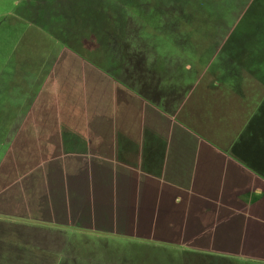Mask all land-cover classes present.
<instances>
[{
	"label": "rangeland",
	"instance_id": "1",
	"mask_svg": "<svg viewBox=\"0 0 264 264\" xmlns=\"http://www.w3.org/2000/svg\"><path fill=\"white\" fill-rule=\"evenodd\" d=\"M196 1L125 2L127 22H114L109 44H101L102 38L90 29L81 32L82 39L73 35L70 42L54 33L59 23L50 21L51 13L66 10L59 0H0V201H5L0 203V264H196L218 259L90 231L77 207L89 208L88 192L74 183H49L55 168L50 166L49 178L28 154L44 150L24 131L15 138L18 128L33 125L42 135L56 138L53 144L59 146L48 152L67 162L78 153L123 169L134 164L126 158L141 160L149 170L151 165L157 169L144 173L162 169L169 177L162 186L186 198L198 195L197 183L198 196H229L230 185L237 181L230 159L251 169L245 170V183H264V171H256L258 165L264 169V0H199L205 5ZM108 9L116 17L117 10L112 5ZM44 20L49 24L43 27ZM79 31L74 27V34ZM203 51L217 53L216 67L244 62L252 70L240 68V80H221L222 71L216 76V93L229 99L226 108L233 116L229 110L216 124L213 138L198 133L184 112L197 105L184 93L190 83L197 84L201 73H195L204 69ZM147 63L169 80L155 85ZM122 70L130 88L121 78ZM185 72L189 76L180 81L185 87L170 83ZM140 96L158 103L148 101L151 106L143 98L142 103ZM182 97L173 104V119L179 124L166 120L159 109H164L165 98L169 102ZM234 137L241 138L238 147L248 145L251 162L234 155L233 144L229 147ZM79 184L88 189V184ZM119 184H106L114 198ZM67 205L68 213H61ZM43 214L60 218L40 220ZM188 244L195 246L194 241ZM239 258V264H264L263 259Z\"/></svg>",
	"mask_w": 264,
	"mask_h": 264
},
{
	"label": "crops",
	"instance_id": "2",
	"mask_svg": "<svg viewBox=\"0 0 264 264\" xmlns=\"http://www.w3.org/2000/svg\"><path fill=\"white\" fill-rule=\"evenodd\" d=\"M59 1L62 2V0ZM200 56L205 61L203 63L201 59L204 69H198L199 72L194 75L197 76L201 73L197 84L190 83L188 91L184 93L189 95L187 98L189 102L194 100L197 105L194 111L187 107L184 112H186L187 118L189 115L192 117L193 125L196 126L195 130L198 133H202L203 136L210 134L213 138L215 136H213V132L217 130L216 124L220 123L230 110V108H226L229 99L224 94L216 93L215 89L219 87L216 76L220 77L219 72L222 71L221 80H225V77H227L228 80L231 78L234 81L233 77L238 78L240 68L248 71L251 69L244 66L243 61L242 66L218 63L216 67L214 59H217V53L215 51L207 53L203 51ZM231 60L232 62L235 61L234 59ZM125 68L126 66L123 67V70ZM147 68H149V73L155 85H163L169 80L167 74L160 72L161 70L153 69L149 63H147ZM123 70L121 78L124 84L128 86V82L125 81L127 77L125 79ZM188 76L187 73L181 77L176 76L177 78L170 80V83L185 87L186 85H183L180 81L185 80ZM208 77L214 80L210 81V79H207ZM237 80H240V78ZM128 87L130 88V86ZM193 87L196 91L190 93L189 89ZM142 98L140 101L143 103ZM152 98L143 99L144 102L147 101L146 103L152 106L153 104L148 101L158 103V100ZM182 99L183 97L179 100L171 99L168 102L165 98L164 109H159L164 113L166 120L170 119L172 122L179 124L176 118L173 119V115L176 113L173 104ZM8 107L10 108V106ZM176 107L180 110L183 109L178 104ZM156 109L158 108L156 107ZM201 111H203V115H205V112L210 117H215V121L214 119H208L206 116L201 117L199 115ZM230 112V115L233 116L231 110ZM180 125L183 124L180 123ZM20 131H24L31 141H37L35 145L37 148L44 150V152L34 153L35 150L32 149L28 153L32 158H36L38 167L43 170L44 175L47 174L50 178L52 172L50 166L53 169L55 168L53 170V181L49 183H74L80 185L81 190L84 189L85 192H88L89 208L85 211L80 204L77 207L80 209L81 214L86 216V220L82 221V224L90 231L148 240L157 245L165 244V246L171 247V250L174 248L179 252L197 251V255L218 258L217 260L204 259L205 261L202 259L205 264H239V257L244 255L251 259H263L264 261V183H245L248 179L245 170L248 172L250 168L241 165L234 159L231 160L230 155L227 157L230 159L231 166L234 167L235 165L232 169L237 170V181L230 185L229 196H198L200 185L198 187L197 183L198 195H189L186 198L177 194L175 192L177 190H174V188L162 186V183H168L169 178L162 169L152 175L144 173L145 169L151 171V173L157 171V169H154V166L151 165L149 170L141 160L132 161L125 157L127 162L134 163L136 166L131 164L129 168L123 169L111 164H103L97 157L83 158L78 153L76 155L81 160L76 157L74 160L67 162L65 157L50 155V152H48L59 146L56 143L53 144V140L56 139L53 136H44L40 128L30 125L28 128L21 127L20 130L18 128L17 133L15 132L16 140L19 136H24V133L21 134ZM10 135L11 128L8 136ZM43 139H47L48 143L44 144ZM218 140L221 141V139ZM239 140L241 138L234 137L229 143V147L231 148L233 144L234 155L240 158L242 162L243 160L251 162L252 156L248 151V145L238 147ZM51 156L52 159L49 158ZM256 171L262 174L261 172L264 169L258 165ZM79 183L88 184V189ZM107 183H120L119 188L113 191V194L117 196L116 198L110 195L109 190L106 188ZM129 183H133L132 186L126 187L125 185H129ZM121 186L123 190H121ZM218 195L220 194L218 193ZM69 206L63 208L61 213L67 214ZM57 217L60 218L57 214L55 216L44 215L39 219L47 221V218ZM64 222L73 223L69 220H64ZM55 231H58L59 234L61 232L60 229ZM193 241L195 242L194 247L188 244ZM171 250L168 252H171ZM204 263L196 260V264ZM184 264L186 263L184 262ZM187 264H189V261H187Z\"/></svg>",
	"mask_w": 264,
	"mask_h": 264
},
{
	"label": "trees",
	"instance_id": "3",
	"mask_svg": "<svg viewBox=\"0 0 264 264\" xmlns=\"http://www.w3.org/2000/svg\"><path fill=\"white\" fill-rule=\"evenodd\" d=\"M138 1L141 3V1L144 0H64V2L60 1V3L65 4L66 10L62 8H58L57 10L55 9L51 13L50 21L54 20L53 23H59L58 27H55L54 25L56 31L54 33H57L58 35H56L63 38V40L70 42L73 35L82 39L83 36H80L81 32L86 31V29H90V32H92L96 37L102 38V41H99V43L109 44L108 38L111 36V31L114 30L113 23L116 22L117 25L118 22L119 25H122V23L127 22L126 13H124L122 5H125V2H128L127 4L129 5H135L136 3L140 4ZM145 2L147 4V1ZM196 2V4L205 3L200 2L199 0ZM109 5H112L117 10L116 17H112L113 15L108 9ZM117 6H121V9ZM42 24L44 27L45 25H48L49 22L44 20ZM74 27L77 29L81 28L78 35L77 33L74 34Z\"/></svg>",
	"mask_w": 264,
	"mask_h": 264
}]
</instances>
